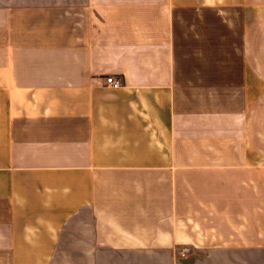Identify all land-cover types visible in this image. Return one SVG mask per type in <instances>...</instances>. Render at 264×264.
<instances>
[{
    "label": "crops",
    "instance_id": "obj_1",
    "mask_svg": "<svg viewBox=\"0 0 264 264\" xmlns=\"http://www.w3.org/2000/svg\"><path fill=\"white\" fill-rule=\"evenodd\" d=\"M183 249L264 250V0H10L0 264Z\"/></svg>",
    "mask_w": 264,
    "mask_h": 264
},
{
    "label": "rangeland",
    "instance_id": "obj_2",
    "mask_svg": "<svg viewBox=\"0 0 264 264\" xmlns=\"http://www.w3.org/2000/svg\"><path fill=\"white\" fill-rule=\"evenodd\" d=\"M10 0H0V8L8 4ZM180 257L177 251L176 263L172 259L152 256L144 253H120L110 250H96L71 252L59 254V259L53 260L52 264H264V250L250 251H218L202 257L191 256V252ZM182 251V250H181Z\"/></svg>",
    "mask_w": 264,
    "mask_h": 264
},
{
    "label": "built area",
    "instance_id": "obj_3",
    "mask_svg": "<svg viewBox=\"0 0 264 264\" xmlns=\"http://www.w3.org/2000/svg\"><path fill=\"white\" fill-rule=\"evenodd\" d=\"M105 83L106 85L111 88V89H119L120 88V82L118 80H116L114 77L112 76H108L105 79ZM188 253L187 250L183 249L182 251H180V257H184L186 254Z\"/></svg>",
    "mask_w": 264,
    "mask_h": 264
}]
</instances>
